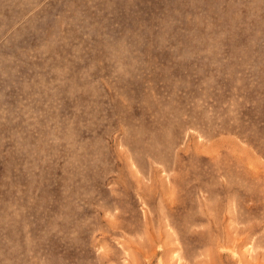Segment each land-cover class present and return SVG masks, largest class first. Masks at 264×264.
Wrapping results in <instances>:
<instances>
[{"label":"rangeland","instance_id":"rangeland-1","mask_svg":"<svg viewBox=\"0 0 264 264\" xmlns=\"http://www.w3.org/2000/svg\"><path fill=\"white\" fill-rule=\"evenodd\" d=\"M0 264H264V0H0Z\"/></svg>","mask_w":264,"mask_h":264},{"label":"bare ground","instance_id":"bare-ground-1","mask_svg":"<svg viewBox=\"0 0 264 264\" xmlns=\"http://www.w3.org/2000/svg\"><path fill=\"white\" fill-rule=\"evenodd\" d=\"M248 252V251H247Z\"/></svg>","mask_w":264,"mask_h":264}]
</instances>
